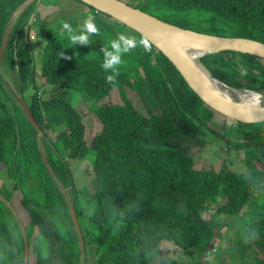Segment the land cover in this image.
Masks as SVG:
<instances>
[{"label": "trees", "instance_id": "1", "mask_svg": "<svg viewBox=\"0 0 264 264\" xmlns=\"http://www.w3.org/2000/svg\"><path fill=\"white\" fill-rule=\"evenodd\" d=\"M24 1L0 0V48L14 10ZM70 1L88 10L78 12L85 13L82 16L68 15L45 25V45L40 52L31 46L32 24L24 19L28 6L12 27L3 57L15 73L21 98L25 100L24 94L30 93L27 105L42 131L39 137V130L18 101L11 102L12 93L0 80V162L6 178L15 182L13 189L22 190L19 202L28 214L25 228L30 257L36 254L29 264H80L82 252L67 196L81 228L86 220L82 228L85 243L95 245L90 258L86 244L84 264H157L163 242L177 245L186 255L175 264H210L206 255L212 252L223 226L218 215L242 211L247 216L248 247L256 264H264V124L236 126L218 118L152 43L151 52L138 46L123 54L115 86L107 83L106 76L112 73L102 68V49L111 50L110 41L120 32L128 33L94 7L81 0ZM161 2L170 11L194 13L207 23L209 28L199 31L264 42V0ZM40 13L45 16V10ZM89 14L95 16L100 29L99 35H90L89 44L73 45L66 31L61 36V21L80 34ZM135 33L139 40L142 35ZM227 53L239 54L264 71V58L251 54L223 51L201 60L225 84L238 89L256 85L263 91L264 78L243 73ZM115 88L121 92L122 103L106 101ZM126 88L137 91L149 115L135 107ZM71 89L80 92L99 121L90 143L84 118L68 95ZM209 136L243 154L240 171L226 162L219 169L196 167L192 150L209 145ZM40 143L53 175L43 161ZM92 150L94 176L79 188L69 169L70 159H85ZM25 183L31 188L23 193ZM0 196L11 201L5 190L0 189ZM82 196L94 203L91 214L86 213ZM207 211L212 212L209 218L204 216ZM24 250L22 228L11 208L2 204L0 264H23Z\"/></svg>", "mask_w": 264, "mask_h": 264}, {"label": "rangeland", "instance_id": "2", "mask_svg": "<svg viewBox=\"0 0 264 264\" xmlns=\"http://www.w3.org/2000/svg\"><path fill=\"white\" fill-rule=\"evenodd\" d=\"M37 1L39 0H35L30 4L31 7L28 10V12L25 14L24 19L32 24L31 34L32 36H35V39L31 38V46L35 50L40 52L42 50V47L45 45L44 32H46V26L45 24L42 23L44 19H41L40 12H43V10H48L49 12L45 11V15L48 16L49 14L52 13L54 15L55 11H56L55 13H57V10L61 9L60 11L62 13L56 14L57 17L55 18V20L73 14H80L82 16L85 13H78L81 11L74 12L75 8L69 7L70 6L69 3H63L61 6H57V7L56 5L45 7L43 3L46 0H42L41 7L38 8L39 4L36 3ZM123 1L127 3H131L134 6L143 9L147 13H150L154 16H157L165 21H169L174 24L188 25L191 29L198 31L199 29L202 31H206L207 28H209L207 26V23H202L201 21H199L198 18L195 17L194 13L190 15L186 13H179L168 10L165 7V5L162 4L161 2L162 0H123ZM80 8L78 9L81 10ZM84 8L85 10H88L87 6H85ZM33 17L35 19H33ZM105 18L108 21L118 25V27H120L123 31L127 32L128 35L130 34L134 36V34H136L134 30L130 29L125 25H121L120 22L116 23L113 22L112 19L110 18L107 17ZM46 23L48 24V21H46ZM226 56H228V58H235L236 62H238V68L243 73L252 72L257 76L264 78L263 69L257 66L255 62H250L246 58L235 53H227ZM1 63H2L0 67L1 83H3V87L7 88L9 92L12 93L11 102L18 101V99L14 94V90L19 92V90L17 89L18 87L15 84L16 81L15 73L8 66L7 59L4 60L3 58ZM37 69H39L38 66ZM243 89L253 91L259 94H261L262 92L264 93V90L263 91L259 90L256 85H252V87L251 88L249 87V89L247 88H243ZM126 92L127 95L130 97V99L133 101L135 107L143 114L149 115L137 91L132 88H126ZM68 95L74 106H76V108L80 111V113L84 118L87 127L86 129L87 143H90L94 134L99 129V121L95 117L94 113L88 110L87 106L83 102L82 96L79 91L73 89L68 90ZM24 97L26 100L24 101L26 102V104H28L30 99V93L24 94ZM108 100L117 103H122V96L120 90L118 88L113 89L110 96L106 97V101ZM11 102H9L10 106L12 105ZM17 103L19 104V102ZM261 103L262 105H264V100H262ZM208 139L211 140L209 145L199 146L192 150L195 165L197 168L214 167L216 169H219L220 166L224 162H226L235 171H240L242 169L243 167L242 153L234 149L228 150V148H226V146L223 144L222 141L219 140L217 141L213 137L209 136ZM67 154L68 151L66 153V156ZM93 158H94V151L92 150L89 152L88 156L85 159H78V158L70 159L69 169L73 173L77 187L82 188L85 183H87L89 180L93 178L94 176ZM4 170H5L4 166L0 162V189H2V191L5 190L7 194L10 195L9 197L11 201L9 203L14 207V210L18 213L23 223L25 224V221L28 222L27 219L28 214L26 213L21 203L19 202L22 198L21 195L22 190L18 188L13 189L15 182L6 178V175L3 172ZM28 187L31 188V185H29L28 183H25L23 185V193L29 190ZM82 198H83L82 205L85 208L86 213L91 214L94 209V203L88 201V199L84 196H82ZM1 201L2 204H4L6 207H9L4 200L1 199ZM2 204H0V209L2 208ZM244 213L245 211H242L240 214L220 213V215H218V218L223 224V226L220 229L221 232L217 236L214 247L212 248V252L206 255V259L209 261L210 264H256L254 253L249 249L247 242H245L246 236L244 234L245 233L244 227L247 221V216H243ZM211 214L212 212L207 211L205 212L204 216L206 218H209ZM85 221L86 220L82 221V228H84L83 223H85ZM243 234L245 236V239L242 236ZM86 244H87V253L89 257L90 258L94 257L95 245L90 243H86ZM161 251H162V256L158 257L159 259L157 260V264H175V261H179L182 259V257L183 258L186 257L184 252L177 245L169 242L162 243ZM32 256L35 257L36 254L33 253ZM32 256L30 257L31 262L34 261V258H32ZM83 260L85 263V257H83Z\"/></svg>", "mask_w": 264, "mask_h": 264}, {"label": "water", "instance_id": "3", "mask_svg": "<svg viewBox=\"0 0 264 264\" xmlns=\"http://www.w3.org/2000/svg\"><path fill=\"white\" fill-rule=\"evenodd\" d=\"M33 1L35 0H25L14 10L13 15L8 23V26L6 27L2 45L0 48V67L4 54L8 47L12 27L17 18ZM81 1L87 4L88 6L94 7L97 11L110 16L121 24L136 31L140 35L147 36L150 43H152L157 50L162 52L173 63V65L181 73L189 87L196 93V95L208 107H210L218 117H220L226 123L244 127L264 124V105L262 107L252 108L241 104L238 100L233 97H230L228 95L225 96L222 92H220L215 86H213L208 80L204 78L196 64L188 57V55L181 46V43L183 42H194L196 44H201L208 48L209 51L200 55V64L216 80L220 81L211 73V71L202 62L201 57L208 54H214L223 51H232L242 54H251L264 58L263 41L249 37L210 34L191 28L183 27L171 23L169 21H165L150 13H147L143 9L133 6L123 0H87V2L86 0ZM28 36L29 25L26 26V41H28ZM224 85L226 84L224 83ZM226 86H228L229 88L236 89L229 85ZM14 94L18 99V102L27 119L37 130H39L40 137L42 134L40 124L36 121L28 105L21 98L19 93L14 90ZM17 135L18 147H20L22 138L19 128H17ZM39 147L43 161L48 171L53 175V171L48 163L47 157L44 152L43 144L40 143ZM60 187L64 192H66L65 188L62 185H60ZM0 197L2 198V196ZM2 199L11 208L12 212L16 216L22 228L25 242L23 264H29L30 242L26 232L25 224L23 223L18 213L14 210V207L6 199H4V197ZM67 202L76 229V233L79 238L80 249L82 252L80 257V264H84L83 257H85L86 254L85 238L74 204L68 196Z\"/></svg>", "mask_w": 264, "mask_h": 264}, {"label": "clouds", "instance_id": "4", "mask_svg": "<svg viewBox=\"0 0 264 264\" xmlns=\"http://www.w3.org/2000/svg\"><path fill=\"white\" fill-rule=\"evenodd\" d=\"M61 23V36H63L66 31L68 38L73 45L77 42L81 44H89L90 35L100 34V29L95 23V16L91 14L86 17L80 34H76L75 30L67 21H61ZM32 39H35V36H33ZM138 46H142L145 52H151L152 50L151 43L147 36L142 35L141 38L137 40L134 36H129L124 32H120L117 34L116 39L110 41L111 50H109L107 47H104L102 49L104 52V61L102 63V68L105 70V72L111 70L112 73L106 76L107 83L115 86L116 79L120 74L118 66L124 63V61L122 60L123 54L130 53L133 49L137 48ZM61 56L65 57L66 59H72V57L66 56L64 53H61ZM245 242H247V238Z\"/></svg>", "mask_w": 264, "mask_h": 264}, {"label": "bare ground", "instance_id": "5", "mask_svg": "<svg viewBox=\"0 0 264 264\" xmlns=\"http://www.w3.org/2000/svg\"><path fill=\"white\" fill-rule=\"evenodd\" d=\"M183 50L186 52L188 57L196 64L201 74L204 76L206 80H208L213 86H215L220 92H222L225 96H230L238 100L241 104L258 108L262 107L261 101L264 100V93L261 94L255 93L253 91L244 90V89H233L224 85L221 80H216L211 74H209L204 67L200 64V55L209 51L208 48L201 44H196L194 42H183L181 43Z\"/></svg>", "mask_w": 264, "mask_h": 264}, {"label": "crops", "instance_id": "6", "mask_svg": "<svg viewBox=\"0 0 264 264\" xmlns=\"http://www.w3.org/2000/svg\"><path fill=\"white\" fill-rule=\"evenodd\" d=\"M37 4H39L38 5V8L39 7H41V3H42V0H40V1H37L36 2ZM63 3H69L71 6H69V7H72V8H75V11L74 12H77V11H81V12H85V11H87V10H85V6L86 5H84V4H80V5H77V4H75V3H73V2H71L70 0H46L44 3H43V5L45 6V7H49V6H54V5H56V7L57 6H61ZM81 7V8H80ZM78 8H80L81 10H79ZM61 10V9H60ZM60 10H57V13H55L54 12V15H53V13L52 14H49L48 16L47 15H45V16H43V13H40V17H41V19H44L43 20V24H45V25H47V27H49L52 23H53V20H55V18L57 17L56 16V14H60V13H62ZM46 11V10H45ZM40 12V11H39ZM45 14V13H44ZM33 19H35L34 17H33ZM46 21H48V24L46 23Z\"/></svg>", "mask_w": 264, "mask_h": 264}]
</instances>
